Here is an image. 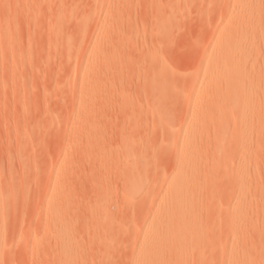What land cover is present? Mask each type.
<instances>
[{
  "label": "rangeland",
  "instance_id": "rangeland-1",
  "mask_svg": "<svg viewBox=\"0 0 264 264\" xmlns=\"http://www.w3.org/2000/svg\"><path fill=\"white\" fill-rule=\"evenodd\" d=\"M178 195L161 252L264 264V0H0V264H142Z\"/></svg>",
  "mask_w": 264,
  "mask_h": 264
},
{
  "label": "bare ground",
  "instance_id": "bare-ground-1",
  "mask_svg": "<svg viewBox=\"0 0 264 264\" xmlns=\"http://www.w3.org/2000/svg\"><path fill=\"white\" fill-rule=\"evenodd\" d=\"M181 196V195H180ZM179 195H178V197L176 198V201H174V202H176L175 203V205H174V208H173V211L171 212L173 215H174V217H175V220H174V222L173 223H171L170 225H169V221H168V219H166V222H167V225H169V228L167 229V230H170V229H172V228H174L175 226H176V228H178V231L176 232L177 233V237L175 236V234H174V239H172L171 238V236L170 235H172L173 233H175L174 231H173V233L172 234H168V231H164L163 232V230H161V229H159V230H155V232H154V234H153V237H152V240H151V242L149 243V244H147L146 246V248H144L145 249V251L142 253L143 255L141 256V258H140V263H142V264H189V262L190 261H188L187 260V258H188V256H190V254L189 255H187L186 257L187 258H185V259H181L180 258V256H176V257H174V258H171V254H169V252H170V250L171 249H166V253L164 254L163 252H161V248H160V245H161V243L164 241V245L166 244H168L167 246H175V248H177V247H179V246H182V245H185V247H187L188 245H186V244H189V246H190V244H192V246H193V244H194V242L196 241V236H194V232L192 231V227H191V225H193L192 223H193V221H192V223H190V221H191V219H190V217H192V216H190V211L189 210H187L188 209V207H186V202H185V200L183 199V198H179L180 197ZM188 206V205H187ZM171 210V209H170ZM191 212H192V208H191ZM167 213V212H166ZM170 213V212H169ZM171 213L170 214H166L165 215V218H166V216L169 218V220L170 219H173L172 217H173V215H172V217H171ZM190 213V214H189ZM193 213V212H192ZM194 221H195V218L193 219ZM163 222V221H162ZM195 223V222H194ZM191 224V225H190ZM164 226H165V224H164ZM160 227V226H159ZM195 227V226H194ZM195 229H196V227H195ZM177 230V229H176ZM196 231V230H195ZM196 233V232H195ZM167 234V235H166ZM199 235V234H198ZM201 236V235H200ZM198 237V236H197ZM201 238V237H200ZM167 239V240H166ZM172 241H170V240ZM181 239H184V240H181ZM200 239H198L197 241H199ZM196 241V242H197ZM169 243H171V244H169ZM138 244H139V242H138ZM142 242L140 243V246H142ZM146 244V243H145ZM195 245V244H194ZM199 245V244H198ZM188 246V247H189ZM171 247V248H172ZM187 247V248H188ZM197 247V246H196ZM199 247V246H198ZM142 248V247H141ZM159 248L161 249V250H159ZM195 248V247H194ZM201 248V247H200ZM195 251H196V248L194 249ZM174 251V250H173ZM172 251V252H173ZM190 251V250H189ZM227 251V250H226ZM175 252V251H174ZM178 252V251H177ZM191 252V251H190ZM167 253H168V255H167ZM196 253H197V251H196ZM231 253V252H230ZM181 254V253H180ZM198 254H196L194 257V259H193V261H192V263L191 264H200V262H199V260L201 261V259H200V257L198 258V256H197ZM170 256V257H169ZM231 257V256H230ZM237 258V257H236ZM224 259V258H223ZM222 259V260H223ZM233 259V258H232ZM235 259V258H234ZM240 259V258H239ZM248 259V258H247ZM237 260V259H236ZM228 263V262H227ZM238 264V263H237ZM244 264V263H243Z\"/></svg>",
  "mask_w": 264,
  "mask_h": 264
}]
</instances>
